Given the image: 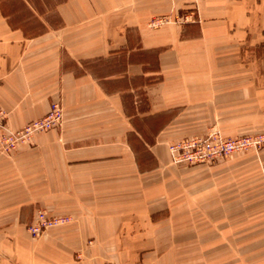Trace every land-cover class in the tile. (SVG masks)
Instances as JSON below:
<instances>
[{
	"label": "crops",
	"instance_id": "0c3cea01",
	"mask_svg": "<svg viewBox=\"0 0 264 264\" xmlns=\"http://www.w3.org/2000/svg\"><path fill=\"white\" fill-rule=\"evenodd\" d=\"M53 102L59 128L0 152V264H264L246 195L264 192V149L211 165L168 150L263 129L264 0H0L6 126ZM38 208L69 222L33 239Z\"/></svg>",
	"mask_w": 264,
	"mask_h": 264
},
{
	"label": "built area",
	"instance_id": "2783aa9c",
	"mask_svg": "<svg viewBox=\"0 0 264 264\" xmlns=\"http://www.w3.org/2000/svg\"><path fill=\"white\" fill-rule=\"evenodd\" d=\"M165 21L163 18L155 19L150 22V25L156 27ZM62 120V107L59 102H53L42 118L33 120L21 129L13 131L6 126V113L0 109V152L11 153L18 144L29 142L35 134L59 128ZM227 148L228 151H232L233 145H229ZM168 149L172 164L210 165L225 158V141L211 138V136L206 139L182 140L171 144ZM68 222V217L48 216L45 212L38 211L28 231L33 237H37L49 228Z\"/></svg>",
	"mask_w": 264,
	"mask_h": 264
},
{
	"label": "rangeland",
	"instance_id": "374dc122",
	"mask_svg": "<svg viewBox=\"0 0 264 264\" xmlns=\"http://www.w3.org/2000/svg\"><path fill=\"white\" fill-rule=\"evenodd\" d=\"M37 134H39V133H37ZM37 134H35V135H37ZM210 136H211V138H216V139L218 138L221 141H225V158L219 159V160H223V161L225 160V164H227L228 162H230V161H232V160H234L240 156H245V155L257 156L259 154V152L264 149V127L262 130H259V131L253 132V133L241 134V135H236V136H223L218 129H216L214 127H209V128H207V130L205 131V133L203 135L195 136L192 138L206 139V138H209ZM192 138H188V139H192ZM176 143H178V142H176ZM229 145H233L232 151H228L227 146H229ZM244 182L252 184V185L255 183L253 180V176L250 177V181H249V178L246 177V180ZM261 184H263V183H261ZM246 195L251 196L250 200H254L255 197H256V200L261 199V201H263L262 203L264 204V192L258 193V194H248L247 193ZM38 211H43L48 216H51L46 209L38 208L37 210H35L34 216L31 220L30 224H32L34 222L35 214ZM253 211L254 210H252L250 213V210H247L246 211L247 216L253 215ZM256 215L264 216V209L260 210V213H257ZM30 224L26 228L27 231H28ZM46 231L47 230H45L42 234H40L37 237H33L29 231H28V233L30 234V236L33 239H39ZM132 264H143V263L142 262H136V263H132Z\"/></svg>",
	"mask_w": 264,
	"mask_h": 264
}]
</instances>
